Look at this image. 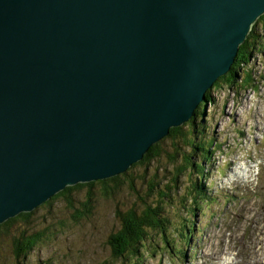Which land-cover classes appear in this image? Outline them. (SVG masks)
<instances>
[{
	"label": "water",
	"instance_id": "obj_1",
	"mask_svg": "<svg viewBox=\"0 0 264 264\" xmlns=\"http://www.w3.org/2000/svg\"><path fill=\"white\" fill-rule=\"evenodd\" d=\"M264 0H0V223L189 121Z\"/></svg>",
	"mask_w": 264,
	"mask_h": 264
},
{
	"label": "rangeland",
	"instance_id": "obj_2",
	"mask_svg": "<svg viewBox=\"0 0 264 264\" xmlns=\"http://www.w3.org/2000/svg\"><path fill=\"white\" fill-rule=\"evenodd\" d=\"M258 32L255 49L245 65L252 72L254 86L240 88L221 83L211 91L215 102L208 103L204 110L201 127L215 144L210 148V161H204L205 175H192V182L202 183L208 197H197L196 204L189 199L191 181L186 173L178 179L176 195L160 197L162 185L170 182L167 171L179 165L180 158L172 162L164 154L150 167L133 168L141 196L145 187L139 175L145 168L149 179L156 174L152 182L158 188H152L150 200L168 199L169 203L163 204L164 214L172 223L168 233L170 247L159 246L161 240L152 231L148 251L137 264H264V26H258ZM163 147L170 150L167 145ZM120 185L114 193L104 194L102 187L95 184L91 211L85 215L78 211L87 187L68 193L72 206L67 197L60 196L36 208L28 221L11 224L10 231L0 233V264L132 262L115 258L108 244L109 235L118 226L115 207L136 203L135 194L125 184ZM188 218L193 222L190 231L194 229L195 233L184 244L177 232L183 224H189ZM23 230L45 232L42 241L18 262L12 252L11 236Z\"/></svg>",
	"mask_w": 264,
	"mask_h": 264
},
{
	"label": "trees",
	"instance_id": "obj_3",
	"mask_svg": "<svg viewBox=\"0 0 264 264\" xmlns=\"http://www.w3.org/2000/svg\"><path fill=\"white\" fill-rule=\"evenodd\" d=\"M258 26H264V13L252 26L245 41L239 46L237 56L230 70L226 74L220 76L213 86L207 90L206 101L196 108L194 116L189 121L180 126L170 128L168 134L164 138L152 144L144 153L142 159L132 164L126 171L105 179L66 186L63 190L54 194L50 199L39 206L49 204L60 196L68 198V193L71 191L87 187L86 195L81 201L82 208L78 211L79 215H85L91 211L93 201L92 187L95 184H99L102 187L104 194H112L119 190L122 186L120 184L123 183L135 194L134 200H136V203L121 208L115 207L114 209V216L118 221V226L108 238V244L112 250L113 256L117 259H128V262L132 260L130 263L124 262L123 264H137V262L143 258L144 253L148 251L149 243H151L152 240V231H155L161 240L159 246L162 244V246L170 247L168 233L170 232L172 223H170L168 217L164 214L165 211L163 206L165 202L169 203V201L168 199L164 201L161 198H153L150 200V191L156 186L152 182L156 174H153L152 178L149 179L146 168L150 167L154 160H158L161 155L164 154H167V158L172 160V162L180 158L181 163L173 166L172 170L167 171L168 176H170V182L162 185L163 187L161 189H163V191H161L160 197L166 196L170 198V194L176 195L178 179L185 173L187 174V179L191 181V186L187 189L188 195L189 193L192 194L189 199L191 200L192 198V201L196 204L197 197H201L202 199L208 197L209 192L202 183H199L198 180L192 182V175L199 176L200 178L205 175L204 171L206 166L204 161L207 163L210 161L208 160L211 154L210 148L214 147L215 144L214 139L206 134L205 128L201 127L203 122L202 118H204V110H206V105H208V103L215 102L211 95V91L214 88L220 87L221 83L230 87L239 86L240 88L254 86L252 72L249 68H245V65L251 56L252 49H255V41L258 39L257 35H259ZM241 66H243L242 70ZM237 79H239V81H237ZM163 145H167L168 148L170 147V150H167V148L164 149ZM181 147L184 148L182 149ZM138 165H145L144 167H146L144 172L139 175L145 187L143 196H141L136 189L138 178L133 171V168ZM161 183L162 180L160 181V185ZM156 187L158 188V185ZM71 200L70 198L67 200L69 206H72ZM192 208L194 211L197 210L194 206H192ZM35 209L29 212H20L16 216L10 217L6 221L0 223V233L6 232L7 230L10 231V225H13L16 221H28ZM187 220L189 224H183L182 228L177 232L181 235L184 244L189 243L190 234L195 233L194 229L190 231V228L193 227V222L190 218L186 219V221ZM187 229H189V231H187ZM44 232L45 230H39L35 233H27L26 230H23L11 236L12 252L15 254V257L18 258V262L20 259H23L39 241H42ZM154 244L155 246L157 245V243ZM182 250L184 255L185 249L182 248Z\"/></svg>",
	"mask_w": 264,
	"mask_h": 264
},
{
	"label": "bare ground",
	"instance_id": "obj_4",
	"mask_svg": "<svg viewBox=\"0 0 264 264\" xmlns=\"http://www.w3.org/2000/svg\"><path fill=\"white\" fill-rule=\"evenodd\" d=\"M263 187V186H262ZM261 189V188H260ZM264 225V224H263ZM251 246V245H250ZM256 250V249H255Z\"/></svg>",
	"mask_w": 264,
	"mask_h": 264
},
{
	"label": "clouds",
	"instance_id": "obj_5",
	"mask_svg": "<svg viewBox=\"0 0 264 264\" xmlns=\"http://www.w3.org/2000/svg\"><path fill=\"white\" fill-rule=\"evenodd\" d=\"M229 264H230V261H229Z\"/></svg>",
	"mask_w": 264,
	"mask_h": 264
}]
</instances>
